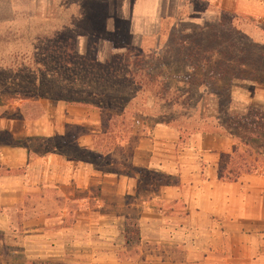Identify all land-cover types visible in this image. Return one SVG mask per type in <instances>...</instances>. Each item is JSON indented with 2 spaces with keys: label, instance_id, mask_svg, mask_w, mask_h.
<instances>
[{
  "label": "rangeland",
  "instance_id": "1",
  "mask_svg": "<svg viewBox=\"0 0 264 264\" xmlns=\"http://www.w3.org/2000/svg\"><path fill=\"white\" fill-rule=\"evenodd\" d=\"M160 1V12L162 10L165 17L149 24L133 21L134 13L139 11V0H0V40L6 42L0 44V59L5 60L0 69V181L25 174L27 166L10 168L11 162L21 160V154L26 156L28 163L57 155L87 167L88 161H91L96 163L98 170L108 173L123 172L134 179L139 176L140 190L153 188L165 181L146 171L134 169L130 162L134 129H140L144 121L134 114L158 115L165 112L162 107L168 106L169 117L177 118L180 113L177 124L184 125L181 108L185 94L191 91L194 100L201 94L207 96L203 104L209 108L204 107L203 114H213L212 97H209L205 86L196 87L204 83L209 91L221 93L223 86L230 83L229 79L232 83L230 96L237 106L254 107L264 112V45L253 43L241 33L246 40L234 38L236 31L226 15L221 17L220 22L199 23L187 17L184 0ZM193 3L189 8L203 12L209 10L199 2ZM70 50L74 51L72 73L69 76L63 75L65 70L56 73L55 65L58 66L59 61L68 63L64 55ZM127 50L140 55L138 63L129 58ZM34 51L41 53L39 61L47 60L54 65V68L47 69L49 74L34 75L21 71L27 69L31 62L30 53ZM125 61L134 65L125 67ZM235 62L244 65L237 71ZM136 65L140 68L136 69ZM129 70L134 74L145 70L157 82L164 81L169 89L167 99L178 98L176 101L179 102L170 108L168 103L163 104L160 98L154 96L160 92L148 95L147 91L144 96L137 97L134 89L138 90L136 85L143 84V80L136 77L132 83V78H129V82L125 78ZM230 70L233 72L230 73ZM62 81L75 83L73 94L71 91L68 96L78 99L87 95L85 99L91 103L103 99L111 103L109 108L100 111L93 105H66L62 101L50 100L48 96L35 94L34 90L32 93L18 92L20 85L37 83L49 86ZM188 85L191 88L189 91L186 88ZM145 89L148 90V87ZM96 129H102L97 135V145L106 147L101 151V157L100 153L97 157L84 153L88 150V135L91 136ZM117 129L124 133L125 161L122 152L115 149L119 143L114 137ZM71 157L82 161L71 160ZM262 159L264 157L259 160V165L264 168ZM121 160L123 164H120ZM92 189L93 192L98 190L96 187ZM82 191H78L71 201L49 195L44 202L36 194H31L11 210L9 221L19 225L20 214H15V211L23 208L47 211L56 208L69 211L68 223L81 222L83 217L82 223L86 224L88 215L83 211L79 213V210L88 208V193ZM113 202L118 201L115 198ZM129 202L127 199L121 201L123 204ZM121 214L124 215V211ZM136 216L137 213L133 212L126 214V225L129 226L125 238L130 242L136 241L139 236L132 226ZM20 249L18 244L10 243L0 232V255L7 256L2 263L21 264ZM28 264L72 263L44 259L31 260Z\"/></svg>",
  "mask_w": 264,
  "mask_h": 264
},
{
  "label": "crops",
  "instance_id": "2",
  "mask_svg": "<svg viewBox=\"0 0 264 264\" xmlns=\"http://www.w3.org/2000/svg\"><path fill=\"white\" fill-rule=\"evenodd\" d=\"M194 1L209 10L189 8ZM161 2L139 0L133 21H161ZM184 6L191 21L220 22L226 15L235 31L264 45V0H184ZM101 130L88 135V150L96 148ZM133 135L132 167L161 177L164 184L140 190L139 176L103 172L57 155L28 163L21 154L20 161L11 162L10 168L28 170L0 181V232L20 246L21 264L44 259L72 264H264V168L236 182L222 181L218 169L234 146L226 136L196 132L184 138L175 128L151 120L143 121ZM81 190L88 193V208L79 210L87 213L86 224L83 217L68 223L69 211L56 208H23L15 211L19 225L9 221L11 210L31 194L44 202L49 195L71 201ZM126 199L128 204L121 203ZM130 212L137 213L132 226L139 232L131 242L125 238ZM6 257L0 255V264Z\"/></svg>",
  "mask_w": 264,
  "mask_h": 264
},
{
  "label": "trees",
  "instance_id": "3",
  "mask_svg": "<svg viewBox=\"0 0 264 264\" xmlns=\"http://www.w3.org/2000/svg\"><path fill=\"white\" fill-rule=\"evenodd\" d=\"M236 37L241 40L244 38L237 31L234 34V38ZM69 43L72 42L69 41ZM0 44H6V42L0 40ZM126 53H129L130 55L129 58H134L133 60L136 63L139 62L140 55L139 56L136 55L131 50H127ZM15 56H16V52H15ZM30 56H31V62L27 66V69L21 71H26V73L29 72L34 75L35 74L40 75V74H49V71L47 69L54 68V65H52L47 60H43V61L38 60V57L42 56L41 53H37V51H34L30 53ZM73 56H74V51L70 50L69 52H67L64 55V59L69 60L68 63L70 62L71 63L68 64L59 61L58 66L55 65L56 73H62L61 71L65 70L66 73H63V75L65 76L67 74L69 76L72 73L71 71L73 70L71 65L72 62L74 61L73 59H71V57ZM9 58H10V52H9ZM76 59L79 61L81 60L78 57ZM0 63H1L0 64V69H1L2 66L5 64V60L0 59ZM141 63L144 62L142 61ZM130 64H131L130 61H125L124 65L126 67L129 66ZM131 65H134V63L132 62ZM235 65L236 67H238L236 68V70L238 71L240 68L243 67L244 64H242L241 62H235ZM134 67L136 69L140 68L137 67V65ZM231 72L233 71L230 70V73ZM136 77H141L143 80V84L136 85V88L138 90L134 89V93H136L137 97L144 96L145 93H147V91H148V95L153 94L155 92L158 93L160 92V94L157 95L155 94L154 96L160 98L163 104L168 103L170 108H173L174 105L179 102L176 101L178 98H176V100L167 99V92L169 91V89L166 87L167 83H165L164 81L157 82V79L154 78L150 73H147L145 70H140L138 73L135 74L133 73V71L129 70V72L125 74V78H127L129 82H130L129 78H132L131 83L132 81H134L133 78ZM229 82L230 83L225 84L223 86V90L221 93H217L215 91H209V89H207L208 87L204 83H200L199 85H197V87L195 85H191L192 87H196L198 89H200L201 87L203 88L205 86L204 88H206L205 90L208 92L209 97H212L211 102H213L215 109L214 111H212L213 114L210 113L209 115L203 114L205 112L204 107L209 108L207 105L203 104L206 102V100L204 99L207 96L201 94L197 98V100H194V98L191 95V91H189L191 90V88H188L189 85L186 86L189 92L185 94L186 97L181 108L182 112L184 113L182 117L185 118L182 119L183 121H185L184 125H179V123L177 124L176 119L178 118V116L181 115L180 113H178L179 114L178 116L176 115L177 118L169 117L170 110L168 106H165L166 109L162 107V109H164L165 112L160 113L158 115L136 113V115L134 114V116L144 121L151 120L154 123L171 126L176 130H178L180 136L184 138L196 132H202L203 134H207V133L220 134L231 139L234 143V146L232 148L230 156L222 160V163L218 169V178L222 181L236 182L241 175L253 174L257 171L258 168H261L259 165V160H261V158L264 157V112L254 107L246 108V107L237 106L230 96V89H231L230 87L232 84L231 79H229ZM20 86L21 87H18V92L19 90H21L20 92H26V93H32L35 91V94L48 96L50 100L62 101L66 105H71V104H79V105L86 104L88 106L93 105L101 111V109L103 108H109L108 104H111L109 102H104L103 99H100V101L97 100L96 103H91L90 101L85 99L88 98L87 95H81L78 99H74L68 96L71 91H72L71 94H73L75 90V83L72 82L69 83H64L63 81L54 82L49 86H45L43 84H37V83H31L30 85L26 84ZM145 87H148V90H146ZM198 89H195V92ZM136 98H133L132 100H135ZM127 102L129 103V100H127ZM195 115L197 117H194ZM188 123H190V125H188ZM114 137H115V141L117 142L119 141L121 142V140L124 141L123 138L124 133L119 132L118 129L117 132L114 134ZM95 143H96V148L94 149V151L85 150L84 153L88 152V155L94 157H97V153H100V157H101V155H103V152L101 151H103L106 147L105 146L103 147L101 144L97 145V142ZM119 143L115 145V149H119L122 152L121 156L125 161L126 159L124 158V156L126 155L123 152L125 146ZM129 157L131 159L132 149ZM72 159L73 158L71 157V160ZM73 160L79 161L80 159L74 158ZM123 160H121L122 162L120 161V164H123ZM262 160L264 161V159ZM81 161L82 160H80L79 162ZM128 161L129 159L127 158V162ZM88 164L96 168L95 165L96 163H92L91 161H88Z\"/></svg>",
  "mask_w": 264,
  "mask_h": 264
}]
</instances>
